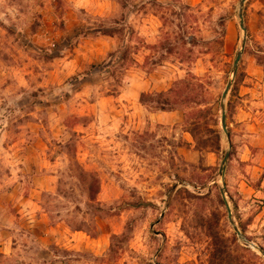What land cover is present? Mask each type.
Here are the masks:
<instances>
[{"label":"rangeland","instance_id":"obj_1","mask_svg":"<svg viewBox=\"0 0 264 264\" xmlns=\"http://www.w3.org/2000/svg\"><path fill=\"white\" fill-rule=\"evenodd\" d=\"M240 3L0 0V264H264L226 205L264 250V0L234 78Z\"/></svg>","mask_w":264,"mask_h":264},{"label":"water","instance_id":"obj_2","mask_svg":"<svg viewBox=\"0 0 264 264\" xmlns=\"http://www.w3.org/2000/svg\"><path fill=\"white\" fill-rule=\"evenodd\" d=\"M247 2V0H241V3H240V13H239V17H240V25H241V28L243 29L244 33H245V40L243 42V45H242V49L241 51L238 53L237 55V58H236V61H235V64H234V72H233V75H234V78L237 76L238 74V71H239V64L241 62V59L243 57V54H244V51L246 49V36H247V28L245 26V18H244V13H243V6L244 4ZM232 85H233V79L228 83L225 91H224V94H223V98L224 100L227 99L229 93H230V90L232 88ZM222 125H223V130L225 131V133L229 136V130H228V124H227V111H226V108L224 107L223 108V115H222ZM230 156H231V153L230 152H227L225 157H224V160H223V163H222V167H221V174L223 176V178L225 177V171L227 169V165H228V162H229V159H230ZM223 196L224 198L226 199V191L225 189L223 190ZM227 205V209H228V212H229V219L230 221L232 222V224L234 225V228L237 232V234L240 236V238L246 242V243H249V245H251L252 247H254L255 249H257L263 256H264V250L261 249L260 247L254 245L253 243H251L246 237H244L243 233L240 231V229L235 225L234 221H233V216H232V209L230 207V204L226 203Z\"/></svg>","mask_w":264,"mask_h":264},{"label":"crops","instance_id":"obj_3","mask_svg":"<svg viewBox=\"0 0 264 264\" xmlns=\"http://www.w3.org/2000/svg\"><path fill=\"white\" fill-rule=\"evenodd\" d=\"M252 126H256V123L253 122ZM247 148H248V153H249V157H248L247 160H251L250 159V156L254 157V150L251 147H249V146ZM248 166L250 168H253L254 169V176H253V178L254 179H257V175L259 176V174H257V170H260L261 169V166H264V160L263 161H260V162L257 161V160H253L251 163L248 164ZM249 188L251 189L252 187L249 186Z\"/></svg>","mask_w":264,"mask_h":264}]
</instances>
